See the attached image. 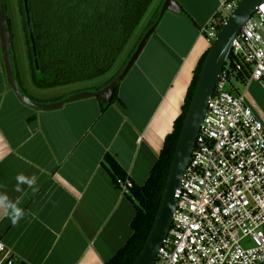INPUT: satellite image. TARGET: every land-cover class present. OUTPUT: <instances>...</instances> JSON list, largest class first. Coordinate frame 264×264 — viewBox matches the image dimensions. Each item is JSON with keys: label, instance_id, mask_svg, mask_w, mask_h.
I'll return each instance as SVG.
<instances>
[{"label": "crops", "instance_id": "crops-1", "mask_svg": "<svg viewBox=\"0 0 264 264\" xmlns=\"http://www.w3.org/2000/svg\"><path fill=\"white\" fill-rule=\"evenodd\" d=\"M175 1L182 13L164 14L120 82L118 100L102 114L96 98L55 111L20 103L7 83L0 45V193L19 200L25 212L15 226L0 214V241L13 264H105L131 236L134 206L102 167L103 157L112 156L133 185L145 183L209 49L202 29L226 0ZM13 62L21 90L40 104L103 88L30 97ZM240 86L232 87L234 94L264 125V84ZM19 174L36 176V190L21 184L16 191Z\"/></svg>", "mask_w": 264, "mask_h": 264}, {"label": "built area", "instance_id": "built-area-1", "mask_svg": "<svg viewBox=\"0 0 264 264\" xmlns=\"http://www.w3.org/2000/svg\"><path fill=\"white\" fill-rule=\"evenodd\" d=\"M238 2L226 0L221 10L230 14ZM217 33L210 22L202 29L208 44ZM230 56L250 70L245 86L264 84V2L238 33ZM234 74L222 70L207 102L154 264H264V125L243 96L226 91ZM132 186L128 178L118 182L124 195ZM245 241L251 245L244 247ZM13 263L0 241V264Z\"/></svg>", "mask_w": 264, "mask_h": 264}, {"label": "trees", "instance_id": "trees-1", "mask_svg": "<svg viewBox=\"0 0 264 264\" xmlns=\"http://www.w3.org/2000/svg\"><path fill=\"white\" fill-rule=\"evenodd\" d=\"M152 2L153 0H28L39 58L40 72L37 73L33 65L23 2L19 0L34 86L40 90H49L97 80L110 73ZM158 14L159 11L155 13L148 28L154 24ZM224 21L225 17L218 13L212 17L210 24L218 32ZM8 27L10 29L9 22ZM207 53L208 50L197 63L181 113L175 119L171 133L166 135L147 180L141 186L133 185L127 194L134 206L130 223L131 236L105 264H132L141 252L161 201L176 142ZM237 65L240 71L235 70ZM237 65L233 63L232 56H229L223 69L234 72L233 80L245 86L250 70L240 63ZM122 69L103 87L113 81ZM117 90L118 88L114 90L108 105L99 102L101 114L118 100ZM102 167L116 186L119 181L123 182L128 178L116 160L108 154L103 157Z\"/></svg>", "mask_w": 264, "mask_h": 264}, {"label": "water", "instance_id": "water-1", "mask_svg": "<svg viewBox=\"0 0 264 264\" xmlns=\"http://www.w3.org/2000/svg\"><path fill=\"white\" fill-rule=\"evenodd\" d=\"M26 29L31 47L34 69L39 73V58L35 41L33 23L28 0H22ZM264 0H239L236 7L230 12L223 22L217 36L209 44L205 61L202 65L193 96L185 114L182 128L176 142L174 154L168 169L162 197L158 206L155 219L141 252L132 264H154L156 255L167 236L172 222L175 205L177 202L175 193L180 189L185 170L188 166L191 152L203 120L207 102L211 97L218 77L222 72L231 53L233 42L241 31L249 17ZM180 14V8L175 0H164L158 17L154 24L145 32L134 52L131 54L121 73L108 85L96 92H82L74 94L61 101L40 104L27 97L21 90L15 77L14 62L11 51V37L4 0H0V45L3 59V68L7 83L14 92L18 101L36 111H55L63 105L84 99L96 98L102 105L111 102L113 92L120 82L128 75L138 57L142 53L149 38L154 33L158 23L165 13Z\"/></svg>", "mask_w": 264, "mask_h": 264}, {"label": "rangeland", "instance_id": "rangeland-1", "mask_svg": "<svg viewBox=\"0 0 264 264\" xmlns=\"http://www.w3.org/2000/svg\"><path fill=\"white\" fill-rule=\"evenodd\" d=\"M163 2L164 0H153L144 18L142 19L139 26L135 30L134 34L130 38L125 50L123 51L122 55L118 58L115 67L112 69L110 73L106 74L105 76L97 80L80 83L76 85L57 87V88L49 89L47 91H41L40 93L35 90L34 84L33 82H31V73L29 72V64L27 63L29 62V59H28V54H27L26 37H25V32H24L23 23H22V15L20 13L19 0H4L6 16L10 24L9 30H10V37H11V51L14 57L15 66L22 73V79H23L22 87L24 88V90L30 97L33 96V91L37 92L36 94L38 95L42 94V96H44L43 94H47V93H43V92H48L51 94H61V93L75 92L83 88L87 89L88 87L91 89H94L95 87H98V86L102 87L103 85L107 83V81L111 77H113L118 71L124 68L128 60L129 54H131V52L135 49V47H137L139 41L141 40L145 32L149 29L148 28L149 23L152 21L155 13L157 11H160V8ZM220 11H221L220 14L223 17H227L229 15V13L223 10H220ZM186 42L187 41L185 40V43ZM187 45H188V42L184 47H186ZM232 87L236 89L239 88L240 90L242 89L239 84H237L234 80H231L226 86V91L231 93L232 95H235L234 94L235 92L233 91ZM27 89L30 91H28ZM34 97L38 98L37 96H34ZM35 98L33 99V101H35ZM242 245L244 247H249L251 244L249 241H245L243 242Z\"/></svg>", "mask_w": 264, "mask_h": 264}, {"label": "clouds", "instance_id": "clouds-1", "mask_svg": "<svg viewBox=\"0 0 264 264\" xmlns=\"http://www.w3.org/2000/svg\"><path fill=\"white\" fill-rule=\"evenodd\" d=\"M16 180H17L16 191L21 190L20 188L21 184L33 188V191L36 190L33 187L34 185L37 184L36 176L26 177L23 174H19L17 175ZM19 205H20L19 200L13 201L9 198L7 194L0 193V214H2L3 217L8 218L13 226H15L25 216L24 209Z\"/></svg>", "mask_w": 264, "mask_h": 264}]
</instances>
